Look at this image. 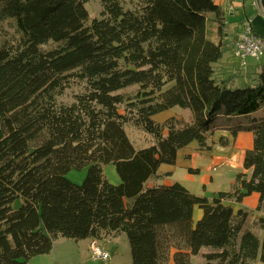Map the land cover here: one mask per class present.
Wrapping results in <instances>:
<instances>
[{"label":"trees","instance_id":"obj_1","mask_svg":"<svg viewBox=\"0 0 264 264\" xmlns=\"http://www.w3.org/2000/svg\"><path fill=\"white\" fill-rule=\"evenodd\" d=\"M89 1L0 0V22L17 34L0 41V264H29L58 237L108 233L125 235L131 264H191L204 248L203 264H264V217L249 222L231 206L257 194L256 211L264 212V117H255L264 108V66L242 85L216 77L230 14L217 0H99L101 17L89 21ZM234 11L241 29L243 12ZM208 24L218 41L208 38ZM74 83L84 92L59 103ZM135 86L133 97L123 93ZM174 107L190 121L153 119ZM243 117L252 120L232 123ZM125 125L155 144L135 149ZM220 127L232 137L252 133L242 161L249 177L237 174L231 191L211 199L177 182L146 186L190 144L210 151ZM108 165L117 185L104 176ZM84 168L80 185L66 178Z\"/></svg>","mask_w":264,"mask_h":264},{"label":"rangeland","instance_id":"obj_2","mask_svg":"<svg viewBox=\"0 0 264 264\" xmlns=\"http://www.w3.org/2000/svg\"><path fill=\"white\" fill-rule=\"evenodd\" d=\"M226 1H228V0H226ZM253 1L254 0H243L244 8L246 9L248 14L253 13V11L255 9V11H257V13L264 20V7L262 10L254 8L252 6ZM131 4L127 1L123 5L126 9H130L132 7ZM84 7L88 13L89 21L92 19H99L101 17L100 14H101L103 9H102V5H101L99 0H91V1L87 2L84 5ZM238 29H240V28H238L236 26V24H234V23L228 24L226 31H225V34H227V35L225 37H229V40H228L229 45L226 48H223L225 53L222 56L221 61L218 64H216L215 73H216V77L218 79H220V78H224V76H226V75H224V73H226L228 70L229 74H231L234 77L240 78V80H242L244 78V79H246V83H247V81H252V79H253L252 77L254 76V74L247 71V68L249 66L246 65L245 67H240L239 62L236 61L234 59L233 55H231V53H230V51H232L233 42H234L233 41V34L234 33L237 34ZM207 36L209 39L214 40L215 42L218 41V38L216 37V34H215L214 26L212 24H208V26H207ZM16 39H17V34L15 33V29H14L13 24L10 22H0V41H4V40L15 41ZM260 61L264 63V57H262L261 60H259V61H255L253 59H248L247 63L250 64L251 62H260ZM260 69H261V65L258 67L257 70H260ZM252 71L254 72V70H252ZM232 72H234V73H232ZM232 84H235V85L237 84L236 79H235V81H234V79H232ZM242 84H243V82L239 83L238 85H242ZM84 86H85L84 84H77V83L70 85L57 98V101L59 103H63V104H67V105L71 104L73 102V98L75 95H78V94H81L84 92ZM137 90H138V87L135 86V87L128 88V89L124 90L123 93L126 94L127 96L133 97L136 94ZM169 112L170 113H167L166 115H155L153 117V119L156 122H160V120L162 118L168 117L169 115H172V114L174 115L175 118H179L182 120L191 119V115H190V113H188L189 112L188 110H183V109H180L178 107H174ZM172 116H170V117H172ZM255 117L257 119H259L260 113L258 115H255ZM251 120H252V118H250V117H243V118L233 120L232 123H234L236 126V125H240V124L250 123ZM219 122L220 121H217V123H215V124L217 125ZM124 131H125L128 139L131 141L132 145L134 146V148L137 150L138 149H144V148H147V147L155 144L154 139L150 135L145 134L142 131H140V130H138V129L130 126V125H125ZM219 133L220 134H226V132L219 130L216 133H214L213 136H217V135H219ZM248 134L250 136H252L251 133H248ZM220 137H223V135ZM214 142H215V144L218 145V147L221 146L219 144V138L218 139L216 138ZM193 145H195V144H193ZM189 149L191 150V151H189V153L191 154V158L189 160V165L191 168L198 170L197 173H194L193 178L195 179L196 183L198 184V188L202 187V189H204L201 192L202 197H206L208 199H211L218 192L231 191L232 184H233L232 182H234L235 176L238 173L243 172L241 161L232 160V156H230V158L228 160H226V158L228 157V153H223V154L218 153V154L214 155L212 152L208 153L205 151V152L199 153V152L193 151L191 149V147H189ZM106 167L107 166H104L103 170ZM103 173H104V171H103ZM114 173H116L115 169H114ZM187 174H188L187 169H183L181 167H176L173 179L183 181V177L186 176ZM85 176H86V168L81 169V170H70L66 174V178L70 182L77 184V185H80L83 182ZM104 176L106 178L105 173H104ZM202 181H203V185H202ZM112 183H113V185H117L114 182H112ZM21 203H22L21 199H18L13 203L12 207L14 209H17L21 205ZM257 203H258V196L256 194H252V195L246 197L245 200L239 206V209H243L244 211H246L248 213L249 222L253 221L259 213L264 214L263 211L262 212L256 211ZM231 204L235 206L234 203H231ZM262 217H264V216H262ZM257 235L262 237V232L258 231ZM121 236H122L123 240L120 241L118 244L119 250L117 253L120 256H125V258L127 259L128 257L130 258V251H129L128 242H127V239H126L124 234H121ZM106 250L108 251V253L111 256V250L113 251V247H107ZM203 253H205V252L203 251ZM203 253L201 252L200 254H203ZM199 256H201V255H199ZM130 260H131V258H130ZM192 264H196V262H193ZM260 264H262V263H260Z\"/></svg>","mask_w":264,"mask_h":264},{"label":"crops","instance_id":"obj_3","mask_svg":"<svg viewBox=\"0 0 264 264\" xmlns=\"http://www.w3.org/2000/svg\"><path fill=\"white\" fill-rule=\"evenodd\" d=\"M217 3L221 7H223L224 11H228V13L230 14V18L227 19V24H226L227 26L229 23H234V24H236V26L238 28L240 27V24H238V23H239V19H241L242 16L237 17L235 15L233 17V15H232L234 10H238L241 13L243 12L244 19L251 23V26L254 29V31L258 35L264 37V20L257 13V11H255V9H254L253 13L248 14L246 9L244 8L243 0H228V1L217 0ZM234 12L236 13V11H234ZM228 40H229V37L223 38V45H224L223 48H226L229 45ZM212 41H214V40H212ZM224 53H225V51L223 49V55H224ZM230 53L232 55V51H230ZM260 65L264 66V63L261 61L260 62H251L248 65L249 67L247 68V71L251 72L252 74L258 73L259 70H257V69ZM252 70H254V72ZM232 73H234V72H232ZM224 75H226V76H224V78L225 77H231L234 79V81L236 79V83H237L236 85H238L241 82L246 83V79L243 78L242 80H240V78L234 77L231 74H229L228 70L226 73H224ZM169 111L170 110L163 112V113H160L158 115H166L167 113H170ZM259 113H260V117H264V108L260 109L255 115H258ZM172 115H169L168 117L162 118L159 123H162L165 119L169 118ZM172 117H174V115ZM185 121H190V119H186ZM219 130L226 132V134H220L219 133V135L213 136L214 133H216ZM215 131L210 136V139L208 141V144L211 146V150L207 151V152L208 153L212 152L214 155L218 154V153H221V154L228 153V157L226 158V160H228L230 158V156H232V160L241 161V164H242L244 152L246 150H249L252 148V145H253V137L252 136L253 135L250 136L248 134L250 132H240V133H237L236 136L232 137L228 131V127H220ZM222 135H223V137H225L227 139L228 144L226 146L218 147V145L215 144L214 141L216 138L218 139ZM193 144L194 143L190 144L188 147L180 150L177 153L175 165H172V166L161 165L158 169V172H157L158 177L149 179L146 183V186L147 187H158L161 185L169 186V185L177 182V183L181 184L184 188H186L191 194L201 197L202 196L201 192L204 189H202V187L198 188V184L196 183L195 179L193 178L194 173H197L198 170L191 168L189 165V160L191 158V154L189 153V151H191V150L189 149V147H191V149L193 151L199 152L196 150V144L195 145H193ZM199 153H201V152H199ZM176 167H181L183 169H187L188 174L183 177V181L173 179ZM242 168H243V166H242ZM103 171L106 175V180L109 183H111V184H113L112 182H114L115 184L119 183V178L116 175V173H114V167L112 165H108L106 168H104ZM242 173L246 174L247 177H249L250 170H244L243 169ZM232 183L234 184V182H232ZM202 185H203V181H202ZM245 198L242 200V202L245 200ZM241 203L235 204V206L234 205H231V206L233 207V209H239V206ZM200 216H201V210L198 209L197 207L194 208L193 222H196L200 218ZM259 216H264V214L259 213L257 215V217H259ZM93 240L97 243V245L99 247H101L106 252H108L106 250L107 247H113V251L111 250V256H110V260H109L108 264H131V260L129 257L126 259L125 256H120L117 253L119 250L118 244L120 241L123 240V238H122L121 234H114V233L102 234L99 239H85V240H81L78 242L58 237L53 242V246H52L50 253L45 254V255H39V256L31 258L29 260V264H95V263L99 264L98 262H93L89 258L88 248H89V244ZM203 251L206 252V249L204 248L201 250L202 253H203ZM199 255H202V254H199ZM199 255L191 258V264L193 262H196V264H201V263L203 264L202 256H199ZM254 264H260V263L258 261H256V262H254Z\"/></svg>","mask_w":264,"mask_h":264},{"label":"built area","instance_id":"obj_4","mask_svg":"<svg viewBox=\"0 0 264 264\" xmlns=\"http://www.w3.org/2000/svg\"><path fill=\"white\" fill-rule=\"evenodd\" d=\"M252 6L256 9H263L261 0H254ZM232 55L239 62L240 67H245L248 59L259 61L264 57V37L258 35L248 21L237 33L233 43ZM88 251L89 258L93 262L108 264L110 254L99 247L94 240L89 244Z\"/></svg>","mask_w":264,"mask_h":264}]
</instances>
